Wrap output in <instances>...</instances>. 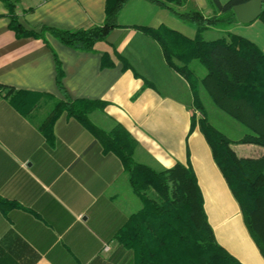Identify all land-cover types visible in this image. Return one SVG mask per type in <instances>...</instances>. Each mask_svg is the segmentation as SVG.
Segmentation results:
<instances>
[{
    "label": "crops",
    "instance_id": "crops-1",
    "mask_svg": "<svg viewBox=\"0 0 264 264\" xmlns=\"http://www.w3.org/2000/svg\"><path fill=\"white\" fill-rule=\"evenodd\" d=\"M163 1L179 11H215L209 0ZM105 3L17 0L18 22L42 32L18 37L0 0V264H131L130 253L113 235L141 202L119 159L104 152L78 120L66 113L53 119L57 103L66 99L100 101L88 120L105 132L115 125L126 130L135 141L136 162L154 170L189 164L216 241L243 264H264L204 135L197 125L191 128L193 96L187 81L167 64L159 43L139 28L164 26L192 38L196 24L157 2L126 0L118 26L92 51L66 46L44 29L99 25ZM256 20L255 35L241 31ZM256 20L212 27L202 37L212 40L234 31L264 53V22ZM103 52L111 66L102 65ZM56 60L64 91L57 86ZM194 61L190 67L201 78L205 73L199 76ZM49 122L50 137L43 132ZM254 146L245 144L239 155L258 156L262 149Z\"/></svg>",
    "mask_w": 264,
    "mask_h": 264
},
{
    "label": "trees",
    "instance_id": "trees-1",
    "mask_svg": "<svg viewBox=\"0 0 264 264\" xmlns=\"http://www.w3.org/2000/svg\"><path fill=\"white\" fill-rule=\"evenodd\" d=\"M1 1L8 9L10 28L16 36L42 35L18 22L14 14L17 0ZM125 1L106 0L105 17L99 25L76 30L44 29L66 46L92 51L96 42L104 40L118 26L117 14ZM151 1L196 24L192 38L164 26L139 28L159 43L167 64L187 81L193 96L191 128L197 125L204 135L240 207L245 226L264 258V53L250 39L228 30L212 40L202 37L207 29H224L237 21L233 6L248 0H209L215 10L210 15L197 10L179 11L163 0ZM258 18L264 22V0ZM101 60L104 66L112 65L107 52L102 53ZM192 60L204 67L203 77L199 78L190 67ZM56 69L57 86L64 91L58 60ZM200 86L217 108L247 129L236 142L260 147L262 152L258 156L239 155L232 147L233 141L209 122L199 99ZM13 94L15 98L18 96V92ZM99 104L102 105L94 100L66 99L57 103L53 119L61 113L74 117L96 138L104 152L119 159L141 202L140 208L113 235L130 253L131 264H243L216 241L191 166L176 163L167 169L154 170L136 162L132 157L135 141L126 130L115 125L105 132L88 120L87 113ZM43 132L51 136L50 122Z\"/></svg>",
    "mask_w": 264,
    "mask_h": 264
},
{
    "label": "rangeland",
    "instance_id": "rangeland-1",
    "mask_svg": "<svg viewBox=\"0 0 264 264\" xmlns=\"http://www.w3.org/2000/svg\"><path fill=\"white\" fill-rule=\"evenodd\" d=\"M253 23H256L254 25V27L247 28V30H245L246 28H243L244 30H241V31H244V32H246L252 36L255 35L258 31L257 29H258V25H260L259 24L260 22H259V20H256V22H253ZM251 30H252V32H250ZM212 31H215V30H212ZM212 33L213 32H209V33L205 32V35L210 37V36H212ZM216 36H218V35H216ZM194 62L196 63V65L198 66V68L200 70V71H198L199 76H202L205 73L204 67L199 62H197V60H195ZM200 72H202V73H200ZM200 91L201 92L198 95H201V98L199 96V99H201L200 102L204 105V107L207 111V118H208L209 122L217 130H219L221 133H223L227 138H229L230 140H233L232 145L236 150L243 147L245 144L238 143V142H236V140L239 139L241 136H243L244 133L247 132V129L242 124H240L237 120H235L234 118L229 116L227 113H225L224 111L217 108L204 88H200ZM254 147H255L254 149H257L256 146H254ZM237 153L241 154V152L239 150H237Z\"/></svg>",
    "mask_w": 264,
    "mask_h": 264
},
{
    "label": "water",
    "instance_id": "water-1",
    "mask_svg": "<svg viewBox=\"0 0 264 264\" xmlns=\"http://www.w3.org/2000/svg\"><path fill=\"white\" fill-rule=\"evenodd\" d=\"M263 0H248L233 6V12L238 22L242 24L256 20L262 12Z\"/></svg>",
    "mask_w": 264,
    "mask_h": 264
}]
</instances>
